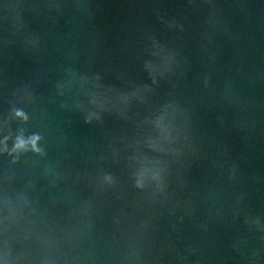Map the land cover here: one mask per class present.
I'll return each mask as SVG.
<instances>
[{"label":"water","instance_id":"1","mask_svg":"<svg viewBox=\"0 0 264 264\" xmlns=\"http://www.w3.org/2000/svg\"><path fill=\"white\" fill-rule=\"evenodd\" d=\"M0 264H264V0H0Z\"/></svg>","mask_w":264,"mask_h":264}]
</instances>
